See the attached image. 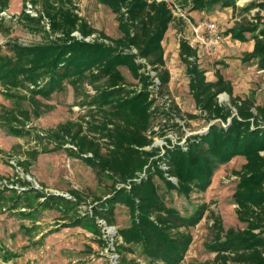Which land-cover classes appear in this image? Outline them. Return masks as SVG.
Here are the masks:
<instances>
[{
    "label": "trees",
    "instance_id": "16d2710c",
    "mask_svg": "<svg viewBox=\"0 0 264 264\" xmlns=\"http://www.w3.org/2000/svg\"><path fill=\"white\" fill-rule=\"evenodd\" d=\"M32 1L43 5L40 15L33 16L24 8L18 18L29 31L42 34V40L28 45L7 42L30 62L22 72L19 60L4 52L0 39V83L6 95L23 96L20 93L28 91L23 98L32 100L37 115L41 113L37 96L49 98L65 87L66 80L76 89L86 83L93 87L89 103L101 118L87 128L102 133L107 141L91 135L83 123L77 128L72 122L62 123L54 133L62 145L73 144L75 155L121 185L114 186L112 195L94 207L95 216L108 225L115 224L117 203L129 209L131 225L118 229L122 242H115L121 255L119 264H140L126 254L132 245L142 246L152 264H180L193 242L191 228L203 219L207 207L182 214L168 205L159 182L167 191L185 197L204 192L219 167L236 156L246 160L234 172L239 181L233 194L238 219L246 227L226 229L222 217L214 214L207 247L215 253L212 264H264V105L254 97L236 95L232 82L221 73L217 80H209L198 62L199 51L182 38L179 54L186 65L190 93L210 125L185 141L167 138L162 147L153 145L159 132L151 130L159 108L156 103L162 100L167 106L169 102L171 72L163 41L173 23L185 22L183 16H177L176 8L191 14L230 7L245 15L225 34L243 42L250 40L247 33L252 34L253 49L244 53L243 60H254L264 69V0L243 7L238 0H100L116 14L122 33L119 37L93 26L79 14L73 0ZM9 6L10 0H0V25L6 20L1 12ZM121 67L136 81L130 82ZM222 93L230 96V104L219 101ZM20 111L25 120L15 124L17 132L30 114ZM8 114L19 118L12 110ZM165 114L170 117L173 113ZM47 199H56L65 208L73 201L54 194Z\"/></svg>",
    "mask_w": 264,
    "mask_h": 264
},
{
    "label": "rangeland",
    "instance_id": "374dc122",
    "mask_svg": "<svg viewBox=\"0 0 264 264\" xmlns=\"http://www.w3.org/2000/svg\"><path fill=\"white\" fill-rule=\"evenodd\" d=\"M251 1L238 0V4L243 7ZM27 2L33 3L35 10L41 13V3L13 0L11 10L9 6L6 14L1 13L6 20L0 25L4 52L19 60L22 72L29 68L30 62L17 49L6 44L10 40L25 45L42 40V34L29 31L18 18L24 8L26 10ZM73 2L76 10L93 26L113 37L122 35L116 14L100 0ZM175 11L178 17H184L185 22L177 20L173 23L163 41L166 65L171 72L167 92L169 102L165 106L162 100H158L156 105L159 108L151 128L159 132L153 145L161 147L167 143V138L185 141L188 135L204 132L210 125L190 93L186 65L179 54L181 39L191 37L192 26L199 21L216 22L225 36L219 52L203 54L199 58L200 67L206 70L208 79L217 80V73H221L232 82L236 95L254 97L258 104L264 105V69H260L254 60H243L244 53L253 49L255 40L252 34L247 33L250 37L247 42L225 34L237 20L246 16L230 7L219 6L209 13L188 14L183 11L182 14L177 8ZM121 70L130 82L136 81L126 67ZM4 89L0 83V264H119L121 255L117 244L122 239L117 233L118 229L131 225L129 209L125 204L117 203L115 224L108 225L106 220L95 216L94 207L100 200L109 198L114 186L120 183L75 155L71 151L73 144L62 145V140L54 133L62 123L72 122L73 128L83 123L91 135L107 141L102 138V133L87 128L101 118L99 111L89 103L88 93H94L93 87L86 83L76 89L66 80L65 87L53 92L49 98L37 96L41 102V105L38 103L40 115H37L32 100L23 98L28 91L23 90L20 93L23 96H10ZM219 101L230 104V96L222 93ZM8 110L19 118H10ZM20 110H27L30 114L29 120L17 132L15 124L25 120ZM167 111L173 114L168 117ZM163 134L165 136H161ZM245 161L244 157L236 156L221 165L210 187L189 197L167 191L159 182L168 205L178 208L182 214H193L203 205L207 207L203 219L191 228L193 242L180 264H212L215 253L208 249L207 243L213 235L214 214L222 217L226 229L246 227V223L238 219L233 198L239 181L234 172ZM53 194L64 195L73 201L65 208L66 205H58L56 199L48 201ZM79 218L81 222H78ZM126 254L140 264H152L140 245H132Z\"/></svg>",
    "mask_w": 264,
    "mask_h": 264
},
{
    "label": "built area",
    "instance_id": "2783aa9c",
    "mask_svg": "<svg viewBox=\"0 0 264 264\" xmlns=\"http://www.w3.org/2000/svg\"><path fill=\"white\" fill-rule=\"evenodd\" d=\"M34 6L35 5H33V3L27 2L26 12H28L33 16H39L40 14L35 10ZM1 13L6 14L5 11ZM45 22L47 28H49L50 27L49 21L45 19ZM191 32H192V36L186 39L193 48L199 51L201 56L203 54L214 55L217 52H219L220 44L223 42L225 38L224 34L219 31L217 23L212 20L211 21L204 20L197 22L195 25L192 26ZM91 38L92 37H89L88 39ZM20 189H23V187H21ZM115 257H118V255H116Z\"/></svg>",
    "mask_w": 264,
    "mask_h": 264
},
{
    "label": "crops",
    "instance_id": "0c3cea01",
    "mask_svg": "<svg viewBox=\"0 0 264 264\" xmlns=\"http://www.w3.org/2000/svg\"><path fill=\"white\" fill-rule=\"evenodd\" d=\"M12 4H13V0H10V10H11V8H12V7H11ZM11 12H13V11H11ZM16 13H17V11H16ZM249 50H252V49H249ZM249 50H248V51H249Z\"/></svg>",
    "mask_w": 264,
    "mask_h": 264
}]
</instances>
